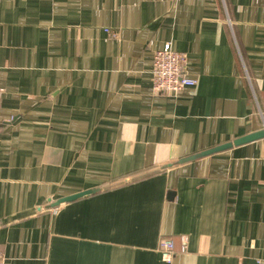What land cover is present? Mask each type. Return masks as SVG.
<instances>
[{
    "label": "crops",
    "instance_id": "0c3cea01",
    "mask_svg": "<svg viewBox=\"0 0 264 264\" xmlns=\"http://www.w3.org/2000/svg\"><path fill=\"white\" fill-rule=\"evenodd\" d=\"M0 85L5 264H264V0H0Z\"/></svg>",
    "mask_w": 264,
    "mask_h": 264
},
{
    "label": "built area",
    "instance_id": "2783aa9c",
    "mask_svg": "<svg viewBox=\"0 0 264 264\" xmlns=\"http://www.w3.org/2000/svg\"><path fill=\"white\" fill-rule=\"evenodd\" d=\"M188 58L186 53L174 50L171 43L156 51L153 58L151 83L157 95H180L188 88H194L197 80L190 78L186 73ZM4 90L0 85V105ZM187 250V240L183 239L181 251ZM159 251L165 262L170 263L178 253L175 243L171 239L163 238L160 241ZM6 259L0 252V264Z\"/></svg>",
    "mask_w": 264,
    "mask_h": 264
},
{
    "label": "water",
    "instance_id": "95a60500",
    "mask_svg": "<svg viewBox=\"0 0 264 264\" xmlns=\"http://www.w3.org/2000/svg\"><path fill=\"white\" fill-rule=\"evenodd\" d=\"M258 138H259L258 135L247 137L246 139H243L242 141H239L238 144L245 143V142H248V141H251V140H255V139H258ZM88 194H90V192L80 193V194H77V195H74V196L66 198L64 202H72V201H74L76 199H79V198H82V197H84V196H86Z\"/></svg>",
    "mask_w": 264,
    "mask_h": 264
}]
</instances>
